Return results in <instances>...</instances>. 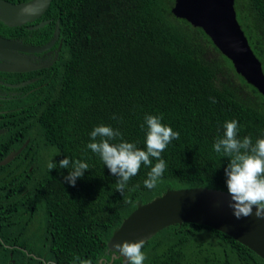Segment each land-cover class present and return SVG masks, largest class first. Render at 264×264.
Segmentation results:
<instances>
[{"label": "trees", "instance_id": "16d2710c", "mask_svg": "<svg viewBox=\"0 0 264 264\" xmlns=\"http://www.w3.org/2000/svg\"><path fill=\"white\" fill-rule=\"evenodd\" d=\"M174 2L51 0L60 56L27 98L36 102L17 110L0 135V161L27 140L0 165V264H79L75 257L121 264V257L110 262L106 243L138 203L167 189L227 191L229 158L212 147L225 121L239 122L240 139L264 138V95L201 27L172 13ZM234 8L264 73V0H234ZM146 115L180 136L161 154L167 167L155 188L144 186L150 167L142 166L121 193L119 178L87 148L89 134L111 126L145 149ZM64 158L70 167L60 169ZM77 159L89 169L73 187L64 177ZM50 161L57 166L49 171ZM142 251L144 264H264L231 236L191 222L161 229Z\"/></svg>", "mask_w": 264, "mask_h": 264}, {"label": "water", "instance_id": "95a60500", "mask_svg": "<svg viewBox=\"0 0 264 264\" xmlns=\"http://www.w3.org/2000/svg\"><path fill=\"white\" fill-rule=\"evenodd\" d=\"M51 0H31L17 7L0 0V20L9 23L17 8V23L39 16ZM9 12V15L6 12ZM172 13L201 27L213 44L232 63L235 71L264 95V73L236 18L234 0H175ZM3 130H0V133ZM9 152L0 165L10 162L24 147ZM227 191L208 187L167 189L145 203H138L113 231L106 243V252L121 257L113 245L120 241L147 242L161 229L183 222L197 223L219 230L253 250L264 259V219L254 215L236 219L228 206ZM100 262V261H99Z\"/></svg>", "mask_w": 264, "mask_h": 264}, {"label": "clouds", "instance_id": "9594fccd", "mask_svg": "<svg viewBox=\"0 0 264 264\" xmlns=\"http://www.w3.org/2000/svg\"><path fill=\"white\" fill-rule=\"evenodd\" d=\"M213 103L215 99L213 98ZM113 119H116L113 116ZM145 149L138 148L133 142L123 140L119 129L107 125H98L90 132V142L87 148L98 155L110 173L119 179L116 190L124 193L128 182L139 173L142 166L150 167L147 179L143 181L149 190L155 188L167 167L162 153L173 140L179 139V132L162 123V118L157 115H146ZM223 135L218 136L213 144V150L222 157L229 158L225 169L227 193L230 196L229 207L236 219L247 218L253 215L264 219V138H257L253 143L250 136L238 138L240 131L239 122L235 119L225 121ZM119 142H113L117 141ZM156 161L153 164V161ZM56 164L48 163L49 171L56 168ZM60 169L70 167L69 158L59 161ZM89 164L79 159L71 161V170L64 180L75 186L77 179L82 178ZM139 187V185H136ZM144 241H120L113 245L127 264H144L147 259L142 251ZM79 264H92L90 260H81L75 257Z\"/></svg>", "mask_w": 264, "mask_h": 264}, {"label": "flooded vegetation", "instance_id": "af4514ba", "mask_svg": "<svg viewBox=\"0 0 264 264\" xmlns=\"http://www.w3.org/2000/svg\"><path fill=\"white\" fill-rule=\"evenodd\" d=\"M1 1L17 7L31 0ZM48 8L20 23H17V8L7 18L10 24L0 20V130H3L0 135L12 129L17 110L36 102L27 98L43 85V79L60 56L59 20L50 15ZM22 101L25 104L18 105Z\"/></svg>", "mask_w": 264, "mask_h": 264}]
</instances>
